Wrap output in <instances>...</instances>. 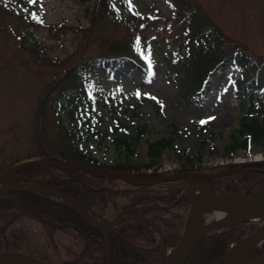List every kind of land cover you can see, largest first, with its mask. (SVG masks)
<instances>
[{"label":"trees","instance_id":"1","mask_svg":"<svg viewBox=\"0 0 264 264\" xmlns=\"http://www.w3.org/2000/svg\"><path fill=\"white\" fill-rule=\"evenodd\" d=\"M165 1L171 9L169 17L182 25L190 42L189 50L178 57L180 70L173 75L181 98L200 106L209 88L225 86L237 100L241 116L237 127L229 134L224 153L231 157L237 150L245 151L250 143L264 145V105L253 104L264 90V61L249 64L244 50L238 43L229 45L226 35L205 16L195 0ZM123 3L124 0H94L85 9L88 25L75 32L81 33L84 39L81 46L95 44L98 50L93 55L79 53L57 79L45 86L30 120L32 153L24 159L45 157L74 161L95 171L131 173L137 178L156 175L151 167L157 163L161 151L171 147V138L147 142L149 161L141 165H106L79 146L85 130H90L98 142L104 136L102 131L88 124L97 104L93 97L94 80L109 76L116 69L142 78L150 73L148 63L138 51L137 40L142 41V37L133 35L127 43L123 39L107 41L102 32L109 23L120 21L117 6ZM17 4L21 8L27 7L28 12L16 9L19 8ZM30 24L44 25L48 29L54 26L40 21L35 3L0 0V35L13 33L21 50L27 51L35 60L49 63L46 48L32 37H26L24 29ZM129 24L132 28L133 24ZM224 39L228 42L225 47ZM232 67L237 69L238 75L229 76L224 72ZM49 118L54 123L52 138L47 135ZM201 126L199 124L200 129ZM118 129L125 132L127 127L116 126L111 131L114 133ZM145 130L144 124L135 125L132 135L128 138L115 136L114 144L131 154ZM177 157L182 161L179 170L212 176L214 193L242 196L264 193V160L240 164L228 162L205 172L202 167H193L198 156L188 157L181 149L177 151ZM146 169L150 171L146 173ZM14 177L17 184H37L67 194L75 200L80 212L92 221L104 223L117 214L140 216L159 228L165 238L178 241L181 236L188 210V201L177 200L187 186L183 177L134 185L115 178L92 176L73 167L49 165L22 168L14 173ZM263 220H239L223 231L203 235L184 264H213L221 260L231 242L247 236ZM154 226L142 219L128 218L100 230L71 207L50 199L43 192L10 190L0 198V251L22 252L51 264H170L160 256L159 233ZM64 234L75 241V246L62 243L60 239ZM162 243L165 248L169 247L166 239ZM262 253L264 240L259 246L250 248L246 255Z\"/></svg>","mask_w":264,"mask_h":264},{"label":"rangeland","instance_id":"2","mask_svg":"<svg viewBox=\"0 0 264 264\" xmlns=\"http://www.w3.org/2000/svg\"><path fill=\"white\" fill-rule=\"evenodd\" d=\"M93 1L36 0L35 10L40 21L54 26L48 29L44 25L30 24L24 31L26 37H32L46 48L45 56L49 63L35 60L27 51L21 50L18 41L13 38V33L0 35V175L9 166L25 160L32 153L29 142L30 120L35 103L48 82L57 79L64 67H68L79 53L93 55L97 52L98 47L95 44L81 46L84 45V39L81 33L75 32L78 28L87 27L84 11ZM195 1L205 16L226 35L229 45L238 43L249 64L264 61V0ZM16 9L25 12L29 10L25 6ZM117 9L120 21L106 25L102 29L104 36L107 41L123 39L126 43L133 35L142 37L138 51L149 64L150 73L142 78L116 69L109 76L94 80L93 97L97 104L94 117L88 124L102 131L104 136L98 142L90 130H85L84 139L79 142V146L98 162L106 165H141L149 161L147 142L158 138H171V147L164 148L157 163L151 167L156 174L178 170L182 161L177 157V151L181 149L185 150L188 157L198 156L193 167H202L205 172L225 161H232L233 157L242 163L252 162L253 158L264 159V145L261 143H250L245 151L237 150L231 157L224 153L229 134L237 127L241 116L237 100L228 88L213 85L215 87L208 89L200 106L181 98L173 75L180 70L178 57L189 50L190 42L182 25L169 17L171 9L166 1L124 0ZM129 23L133 24L132 28H129ZM14 25L17 24L14 22ZM228 42L225 40L224 47ZM224 72L227 75L239 74L233 67L225 69ZM255 103L264 105V90L253 100V104ZM48 123L47 135L52 138L51 127L54 123L50 118ZM142 124L146 126V130L135 142L131 154L114 144L115 136L128 138L134 133V126ZM199 124L202 125L201 129ZM116 126H126V133L121 129L113 133L111 128ZM150 169H146V173ZM196 180L200 182V179ZM204 182L208 190L212 191L206 178ZM48 196L53 198L50 194ZM197 214L191 229L195 232L200 230L202 233H199V239L191 245L189 253L196 249L203 235L227 228H214L210 209L199 210ZM261 224H264V220ZM60 240L64 245L76 244L66 234ZM175 250V245L165 248L160 247L159 242L160 256L162 254L163 258L171 262L175 258ZM259 256L243 255V259L250 262Z\"/></svg>","mask_w":264,"mask_h":264},{"label":"water","instance_id":"3","mask_svg":"<svg viewBox=\"0 0 264 264\" xmlns=\"http://www.w3.org/2000/svg\"><path fill=\"white\" fill-rule=\"evenodd\" d=\"M32 165H49V166L58 167V168L73 167V168L79 169V170H81V171H83L89 175H92V176L102 177V178H116V179H119L123 182L134 184V185H146V184L158 183V182L166 181V180H169V179H172L175 177H185L186 179H188L187 175L189 174L187 172L177 171V172L165 174L162 176L141 179V178H135L132 175L126 174V173H111V172L94 171V170L89 169V168H87V167H85L79 163H76L74 161H57L54 159H48V158H44V157H35L32 159L24 160L22 162H19L15 165L11 166V167L7 168L3 172V174H1V175L8 174L11 178V183L0 189V198L4 194H6L7 192H9L10 190H13V189L14 190H23V191H32L33 189H38V190H43V191H45L49 194H52V195L60 194V192H58L56 190H53L50 188H45V187H42L39 185H28V187H26V188L17 187V186L13 185V181L17 179L16 177L13 176V174L22 168L29 167ZM203 177L207 178L206 175H203ZM185 190L186 189H184V191L178 196V199L183 198V199L187 200L189 202V207H188V212H187V215H186V218L184 221V225H183V229H182V233H181V237H180L179 241L177 243L172 242L171 240L169 241L171 244H174L176 247L175 258H174V261L171 262V264H183L184 259L188 253V250L191 246V238L195 233V231H193L191 229V225H192V221H193L192 217H191V213H192L193 204L196 201V198H192V199L187 198L184 194ZM212 194H213V196L211 198H209L211 201H215V202L216 201H222V197H220V196H223L224 194H217V193H213V192H212ZM226 195L233 196L234 201L245 202V203H255V202H257L259 197L264 196V194H260V195H256V196H252V197H242L239 195H232V194H226ZM68 198H70V197H68ZM70 199L73 201L74 204H68V203H65L62 201H60V202L71 207L74 211L77 212V214L80 217H82L86 222H88L90 225H92L93 227H95L97 229L106 230L107 228H109L113 224L117 223L118 221H120L124 218L131 217V216H121V217L115 216L103 224L95 223L92 220L87 219L79 211L75 201L72 198H70ZM241 219H246V218H241ZM241 219H234V220L229 221L228 223H226L225 225L220 226V227H223V228L227 227L230 225L231 222L236 221V220H241ZM146 221H148V220H146ZM154 227H155L157 232H160L159 228H157L156 226H154ZM262 227H263V225H261L255 231L248 234L243 239L233 242L231 244L230 248L228 249L224 259L219 264H229L228 262H229L231 253L236 248V246L239 245L240 243L244 242L245 240H247L250 236L255 234L257 231L261 230ZM160 236L162 237V234ZM263 238H264V230L261 231L260 240L258 242L262 241ZM252 245H254V244H252ZM252 245H250L248 248H250ZM0 258H6V259H9V260H11L15 263H18V264H51V263H48L46 261L40 260L36 257H33L31 255H28V254H25L22 252H17V251H0Z\"/></svg>","mask_w":264,"mask_h":264},{"label":"bare ground","instance_id":"4","mask_svg":"<svg viewBox=\"0 0 264 264\" xmlns=\"http://www.w3.org/2000/svg\"><path fill=\"white\" fill-rule=\"evenodd\" d=\"M187 178H188V186L184 194L189 199L196 198L191 213L192 220L194 219L195 215L199 210H204V209L211 210V219L214 222V228L215 226L216 227L223 226L229 221H232L234 219H241V218L260 219L262 216L264 217V196L259 197L257 202L255 203H245V202L234 201L233 196L224 194L223 196H220L222 197V201L215 202L209 199L213 196V194L211 191L208 190L207 185L204 182L203 176L188 174ZM196 178L200 179V182H198ZM10 183H11V178L8 174L0 175V188L7 186ZM53 198L68 204H74L73 201L63 193L56 195L54 194ZM262 230H264V224L261 230L257 231L247 240L237 245L236 248L231 253L228 263L229 264H264V254L252 259L250 262H246L243 259V255L246 252L247 248L250 245L257 243L260 240V234ZM200 232L201 231L199 230L194 233V235L191 238V245L194 243V241L197 240ZM173 255L175 256L174 253ZM0 264H18V263H15L6 258H0Z\"/></svg>","mask_w":264,"mask_h":264},{"label":"snow or ice","instance_id":"5","mask_svg":"<svg viewBox=\"0 0 264 264\" xmlns=\"http://www.w3.org/2000/svg\"><path fill=\"white\" fill-rule=\"evenodd\" d=\"M29 4H34L36 3V0H28ZM33 18L35 19V14H33ZM137 45H139V40H137ZM137 95H139V93H137ZM206 121H200V123H205Z\"/></svg>","mask_w":264,"mask_h":264}]
</instances>
